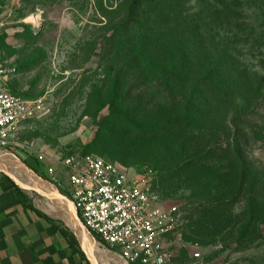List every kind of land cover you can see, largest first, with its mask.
<instances>
[{
	"label": "rangeland",
	"instance_id": "374dc122",
	"mask_svg": "<svg viewBox=\"0 0 264 264\" xmlns=\"http://www.w3.org/2000/svg\"><path fill=\"white\" fill-rule=\"evenodd\" d=\"M0 56L30 173L61 194L55 161L115 163L176 209L169 264H264V0H0Z\"/></svg>",
	"mask_w": 264,
	"mask_h": 264
},
{
	"label": "built area",
	"instance_id": "2783aa9c",
	"mask_svg": "<svg viewBox=\"0 0 264 264\" xmlns=\"http://www.w3.org/2000/svg\"><path fill=\"white\" fill-rule=\"evenodd\" d=\"M36 108L10 92L0 56V152H9L15 130L36 117ZM36 159L43 163L45 157ZM55 165L67 178V188L61 189L81 227L96 236L92 238L99 247L125 264H169L164 241L174 229L176 209L164 207L150 186L123 167L93 156L67 157ZM55 169L49 168L51 177ZM193 258L200 259V253Z\"/></svg>",
	"mask_w": 264,
	"mask_h": 264
},
{
	"label": "crops",
	"instance_id": "0c3cea01",
	"mask_svg": "<svg viewBox=\"0 0 264 264\" xmlns=\"http://www.w3.org/2000/svg\"><path fill=\"white\" fill-rule=\"evenodd\" d=\"M34 194L0 170V264H92L77 233L39 210Z\"/></svg>",
	"mask_w": 264,
	"mask_h": 264
},
{
	"label": "bare ground",
	"instance_id": "6f19581e",
	"mask_svg": "<svg viewBox=\"0 0 264 264\" xmlns=\"http://www.w3.org/2000/svg\"><path fill=\"white\" fill-rule=\"evenodd\" d=\"M0 170L5 172L21 188H26L30 192H37L39 195L45 197L35 196L36 199L41 200V204L38 206L39 210L51 218L63 222L67 227L74 230L86 254L92 258L93 264H118L113 259V256L116 255H112L105 249H101L93 238L74 220L73 208L58 196V192L53 185L41 179L40 181L36 176L27 171L20 161L6 153H0ZM120 262V264H125L121 260Z\"/></svg>",
	"mask_w": 264,
	"mask_h": 264
},
{
	"label": "trees",
	"instance_id": "16d2710c",
	"mask_svg": "<svg viewBox=\"0 0 264 264\" xmlns=\"http://www.w3.org/2000/svg\"><path fill=\"white\" fill-rule=\"evenodd\" d=\"M188 168H189V166L188 167H185L184 170L185 169H188ZM238 168L240 170V172H239V177H240L239 187H240L242 185V183H243V179H245V175L247 174V171L249 170V166H247L246 164H244V162L240 158V156H238ZM194 171H195V168H191L190 170L187 171V174L188 175L187 174L186 175L187 176H193V172ZM253 186H254V184H253ZM197 190H198V188H197ZM63 195L66 196L65 194H63ZM254 196H256V194ZM211 211H213V209L210 210V209L203 208L202 212H200V213L202 214V217H203V215H204V217H208V215L209 216H212ZM192 234L194 236H196V237H201L202 232L200 230H197V228H196V230H193L192 231ZM91 235H92L93 238L97 239L95 235H93V234H91Z\"/></svg>",
	"mask_w": 264,
	"mask_h": 264
},
{
	"label": "water",
	"instance_id": "95a60500",
	"mask_svg": "<svg viewBox=\"0 0 264 264\" xmlns=\"http://www.w3.org/2000/svg\"><path fill=\"white\" fill-rule=\"evenodd\" d=\"M6 154H8V155H12L10 152H5ZM13 156V155H12ZM24 166V165H23ZM25 167V166H24ZM26 168V167H25ZM27 169V168H26ZM28 170V169H27ZM29 171V170H28ZM32 173V172H31ZM33 174V173H32ZM34 175V174H33ZM15 183V182H14ZM48 183V182H47ZM16 184V183H15ZM50 184V183H49ZM20 189H21V187L18 185V184H16ZM58 192V191H57ZM58 196L61 198V199H63L65 202H67V203H69V205L73 208V205H72V203L69 201V200H67L66 198H64L60 193H58ZM73 213H74V220L80 225V223H79V221H78V219H77V216H76V212H75V210H74V208H73ZM81 226V225H80ZM73 232V231H72ZM73 234L75 235V237L77 238V240H78V242L80 243V241H79V239H78V237H77V235L73 232ZM80 246H81V248L82 249H84L83 248V246L81 245V243H80Z\"/></svg>",
	"mask_w": 264,
	"mask_h": 264
}]
</instances>
